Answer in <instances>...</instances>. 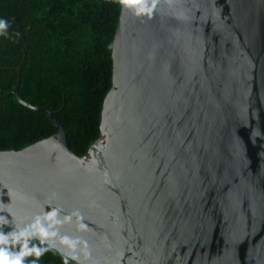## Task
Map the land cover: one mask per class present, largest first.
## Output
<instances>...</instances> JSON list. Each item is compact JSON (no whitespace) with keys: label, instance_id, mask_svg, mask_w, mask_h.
Masks as SVG:
<instances>
[{"label":"water","instance_id":"water-1","mask_svg":"<svg viewBox=\"0 0 264 264\" xmlns=\"http://www.w3.org/2000/svg\"><path fill=\"white\" fill-rule=\"evenodd\" d=\"M151 6V0H147ZM123 5L98 137L0 150V223L78 264H264V0Z\"/></svg>","mask_w":264,"mask_h":264},{"label":"trees","instance_id":"trees-1","mask_svg":"<svg viewBox=\"0 0 264 264\" xmlns=\"http://www.w3.org/2000/svg\"><path fill=\"white\" fill-rule=\"evenodd\" d=\"M119 0H0V95L19 74V95L57 111L70 148L83 154L99 133L111 85V42ZM55 131L42 111L0 97V150L19 149ZM0 243L20 264H78L44 242L0 223ZM23 253L21 256L20 254Z\"/></svg>","mask_w":264,"mask_h":264},{"label":"clouds","instance_id":"clouds-1","mask_svg":"<svg viewBox=\"0 0 264 264\" xmlns=\"http://www.w3.org/2000/svg\"><path fill=\"white\" fill-rule=\"evenodd\" d=\"M119 2L123 5H132V4H140L141 7L137 9L138 13H147L151 14L152 9L155 7L157 0H151V6H148L147 0H119ZM7 28V24L5 21L0 20V32H3ZM5 237L0 234V243L5 242ZM21 256L23 253L20 254ZM0 264H20V258L14 257L11 260L9 259L8 254L4 249H0Z\"/></svg>","mask_w":264,"mask_h":264}]
</instances>
